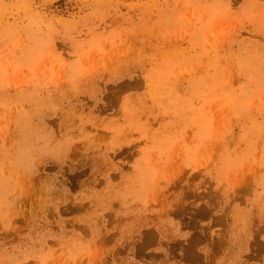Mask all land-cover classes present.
<instances>
[{
  "label": "rangeland",
  "instance_id": "rangeland-1",
  "mask_svg": "<svg viewBox=\"0 0 264 264\" xmlns=\"http://www.w3.org/2000/svg\"><path fill=\"white\" fill-rule=\"evenodd\" d=\"M0 264H264V0H0Z\"/></svg>",
  "mask_w": 264,
  "mask_h": 264
}]
</instances>
